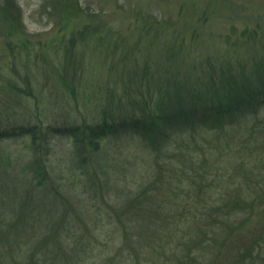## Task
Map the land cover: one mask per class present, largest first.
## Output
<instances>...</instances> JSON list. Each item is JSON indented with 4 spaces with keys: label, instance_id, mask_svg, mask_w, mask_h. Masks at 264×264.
Wrapping results in <instances>:
<instances>
[{
    "label": "rangeland",
    "instance_id": "obj_1",
    "mask_svg": "<svg viewBox=\"0 0 264 264\" xmlns=\"http://www.w3.org/2000/svg\"><path fill=\"white\" fill-rule=\"evenodd\" d=\"M263 62L264 0H0V129L117 128L98 149L69 135L47 137L39 154L30 137L0 141V227L19 233L0 241V264H145L132 260L120 231L131 238L143 230L150 241L173 232L176 184L165 172L167 200L156 207L167 214L149 216L151 204L132 217L128 206L152 190L161 155L126 124L146 104L176 98L177 86L182 98L205 84L220 89L226 76H248ZM262 131L264 113L220 135L203 129L201 142L187 147L198 165L216 166L203 170L202 182L213 185L208 194H191L199 211L224 206L231 195L247 201L220 264H237L246 238L264 237ZM171 240L174 247L189 238Z\"/></svg>",
    "mask_w": 264,
    "mask_h": 264
},
{
    "label": "trees",
    "instance_id": "obj_2",
    "mask_svg": "<svg viewBox=\"0 0 264 264\" xmlns=\"http://www.w3.org/2000/svg\"><path fill=\"white\" fill-rule=\"evenodd\" d=\"M245 74L246 72L242 71L237 76H226L223 79V88L220 89L212 88L206 84L205 87H197L195 90L186 89L184 98H182L183 95L177 86L176 98H170L169 103L166 99H161V102H167L165 105L161 102L156 103L155 107L146 104L143 109H140L141 117L131 119V126L126 124L127 128L132 127L143 136V143L146 148H152L153 153L161 155L156 157L158 165H156L155 182L151 184L152 190L140 191L138 196L133 197L134 200L128 206V210L131 208L132 211H135L132 217L141 218L139 216L143 215L144 209L150 207L151 204L150 213H147L149 216L151 214V216L160 217V213L163 212L167 214L169 211L166 210V206L163 208V204L156 207L158 198L163 196L165 172L169 173L170 180H175L176 184L175 189L170 192L171 194L176 192V207L174 208L172 204L174 211L170 214L173 221L176 220L174 223L176 227H173V232L164 235H160L162 231L159 234L155 232L156 238L150 241L143 230L135 232L131 238L125 230L120 231L122 243L124 246L128 245L129 250H131L132 260L143 258L145 264H220L217 259L223 256L221 249L239 231L241 224L235 220L239 217V213L243 212L241 207L247 201L243 199V194L236 195L234 199L231 195L230 201H226L224 206L219 205L217 208L215 205H211L204 211H199L197 207L200 203L195 204V200H191V194L192 192H197L199 195L208 194L206 191L211 189L213 185L210 183L204 185L201 179L207 172H203V170L212 172L216 166L214 164L208 166L206 162L198 165L194 162L195 159L189 157L192 152L187 147L196 145L198 141L201 142L197 135L203 129L220 135L229 128H234L235 125L240 127L245 118L251 117L252 119L254 116L258 117L264 113V62L258 64V68L254 69L252 73L250 72L248 76ZM116 129L115 125L107 122L102 125L84 126L83 128L13 127L0 129V141L30 137L32 150L39 154L47 137L69 135L75 139L76 143L81 142L90 148L98 149L99 142L105 139L107 135L116 133ZM186 135L189 136L186 137ZM219 137L215 136L212 142L216 145L214 148L222 146ZM262 140L263 136L260 141ZM173 142L175 143L173 144ZM260 143L264 147V142ZM166 144L170 146L167 152L163 150ZM172 145H177L180 149L177 146L178 149H175ZM171 147L174 149L171 150ZM166 148L168 147L166 146ZM225 151L227 150L225 149ZM202 153L204 154L205 150ZM227 153L232 154L231 151H227ZM159 163L161 164L159 165ZM215 163L217 164V162ZM34 165L38 167L45 178L46 171L42 162L38 160ZM244 165L245 163L241 164L240 168H246ZM169 185L171 188L172 185ZM163 199L164 201L167 200L164 196ZM253 202L254 198L249 203ZM191 209L195 210L192 216L189 214ZM140 211L142 212L140 213ZM240 222L242 223V220ZM235 223L238 225L236 226ZM13 231L14 228L12 227H7V229L0 227V241H9L10 235L14 233L18 237L19 233ZM177 237L178 241L187 238L189 241L185 244L177 242V246L173 247L175 241L171 239ZM246 240V245L239 246L238 254L233 262H237V264H264L263 235L254 234ZM259 248L260 250L257 251ZM177 249L181 250L180 256L178 254L176 256Z\"/></svg>",
    "mask_w": 264,
    "mask_h": 264
}]
</instances>
